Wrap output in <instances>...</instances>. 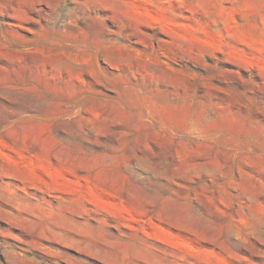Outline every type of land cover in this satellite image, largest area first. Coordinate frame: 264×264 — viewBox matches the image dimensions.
Returning <instances> with one entry per match:
<instances>
[{
	"label": "rangeland",
	"instance_id": "rangeland-1",
	"mask_svg": "<svg viewBox=\"0 0 264 264\" xmlns=\"http://www.w3.org/2000/svg\"><path fill=\"white\" fill-rule=\"evenodd\" d=\"M0 264H264V0H0Z\"/></svg>",
	"mask_w": 264,
	"mask_h": 264
}]
</instances>
